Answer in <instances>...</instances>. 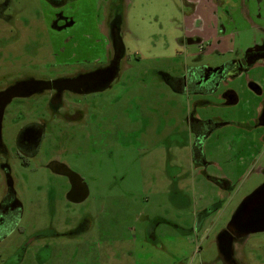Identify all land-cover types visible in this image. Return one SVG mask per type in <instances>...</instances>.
I'll list each match as a JSON object with an SVG mask.
<instances>
[{
    "label": "rangeland",
    "instance_id": "374dc122",
    "mask_svg": "<svg viewBox=\"0 0 264 264\" xmlns=\"http://www.w3.org/2000/svg\"><path fill=\"white\" fill-rule=\"evenodd\" d=\"M83 1L68 0L76 26L52 35L48 43L57 51L72 50L89 60L103 58L106 50L96 35L100 0H87L94 1L92 11L91 3L87 6ZM118 1L132 54V68L125 76L136 77L135 82L125 88L116 85L99 96L97 104L103 109L89 116L85 137L74 133V141L60 149L66 168L74 174L70 181L80 174L89 198L85 204L68 205L64 178L34 163L17 164L23 205L20 228L2 241L0 251L10 255L26 237L45 230L59 264H264V232L252 233L233 247L226 241L221 247L219 242L235 210L263 182L264 144L248 145L243 131L228 124L249 120L245 109L255 96L246 90L244 79L236 80L239 101L230 106L222 105L218 95L189 96L178 91V84L175 88L167 84L164 73L176 80L183 65L213 67L227 56L187 45L185 19L191 11L182 0ZM38 2L13 0L5 12L7 24H21L20 9L27 17L25 7ZM44 18L51 16L46 13ZM4 28L0 24V67L10 70L25 59L24 48H32L45 31L21 24L7 34ZM247 33L242 35L246 43L258 37ZM9 42L13 43L4 46ZM206 100L212 105L202 107ZM195 104L199 118H215V124H221L210 132L198 167L186 124ZM2 186L0 175V196ZM50 191L58 210L54 220L48 206ZM82 214L90 215L92 224L77 243L67 232ZM52 230L59 239L51 238Z\"/></svg>",
    "mask_w": 264,
    "mask_h": 264
},
{
    "label": "flooded vegetation",
    "instance_id": "af4514ba",
    "mask_svg": "<svg viewBox=\"0 0 264 264\" xmlns=\"http://www.w3.org/2000/svg\"><path fill=\"white\" fill-rule=\"evenodd\" d=\"M106 1L97 2L99 17L96 33L98 43L101 42L106 54L103 58L91 60L72 50L61 48L57 51L48 43L52 35L76 26V19L69 12L68 0H39V6L25 7L26 10L29 8L27 17L24 16V9L18 12L23 26L34 27L39 31L43 28L45 33L38 34L32 48H24L25 59L20 60L18 65L10 70L0 67V96L8 100L0 109V175L3 178L0 244L10 233L20 228L23 205L20 201V176L15 172L17 164L28 167L34 163L52 175L64 178L68 183L64 193L68 205H82L89 198L90 191L84 186L80 174L76 175L74 181L63 174L69 166L66 168L60 149L74 141V133H81L85 137L89 116L103 109L97 104L99 96L116 85L125 88L136 78L125 76L132 68V54L124 38L125 14L116 7L120 5L118 0ZM12 2L0 0V24L4 25V33L7 34L14 33L21 25L7 24L5 12L11 8ZM83 2L87 6L91 3V11L94 9V1ZM182 3L191 11L185 19L188 22L184 29L187 45L202 52L212 48L227 57L213 67L197 65L190 68L183 65L176 80L165 73L162 79L174 88L178 84V91L181 90L182 94L200 98L218 95L222 105L229 106L239 101L238 89L234 88L236 80L244 79L246 90L255 96L245 109V114L250 118L248 121H231L228 124L243 131L248 145L254 146L256 143L257 147L258 143L264 144V80L259 77H264V1L182 0ZM46 13L49 19L51 16L50 20L44 18ZM247 32L258 37L254 36L246 43L242 35ZM99 69L105 70L110 77V88L103 92L86 90L83 86L85 81ZM256 99L257 103H254ZM196 104L193 109H189L186 124L193 136V159L194 165L198 167L201 160L204 161L203 147L209 140L210 132L221 124H215V118H199ZM200 105L208 107L212 104L206 100ZM253 107L256 109L253 110ZM28 127L40 130L38 142L34 146L21 144L19 139L21 131ZM261 172L263 182L256 189L264 185V167ZM208 178L211 179L210 176ZM71 182L75 185L73 188ZM48 202L51 220H54L58 210L52 191ZM242 203L233 213L228 228L220 233L221 247L225 241L233 247L252 233L264 232V206L260 204L257 209L246 213ZM83 215L77 219L75 227L67 232V237L77 243L91 229L92 217ZM86 224L89 226L86 227ZM46 232L39 230L26 237L10 255L3 256L0 251V264H24L28 259L32 260V264H59V254L49 244L51 242H47ZM54 232L51 238L59 239L58 232Z\"/></svg>",
    "mask_w": 264,
    "mask_h": 264
},
{
    "label": "snow or ice",
    "instance_id": "6c2138e0",
    "mask_svg": "<svg viewBox=\"0 0 264 264\" xmlns=\"http://www.w3.org/2000/svg\"><path fill=\"white\" fill-rule=\"evenodd\" d=\"M26 86L27 85H21V87ZM83 86L88 91L103 92L104 89L110 88V77L105 70L99 69L93 76L85 81ZM7 102L8 100L5 96H0V109H2V106ZM39 136L40 130L28 127L21 131L19 139L21 144L27 143L30 146H34L38 142Z\"/></svg>",
    "mask_w": 264,
    "mask_h": 264
},
{
    "label": "water",
    "instance_id": "95a60500",
    "mask_svg": "<svg viewBox=\"0 0 264 264\" xmlns=\"http://www.w3.org/2000/svg\"><path fill=\"white\" fill-rule=\"evenodd\" d=\"M71 172L67 169L63 174L72 177L74 174H70ZM264 185H262L260 188L256 189L253 193H251L248 197H246L243 200L242 205H244L246 208V213L251 212L252 210L257 209V207L262 204L264 206ZM262 206V207H263Z\"/></svg>",
    "mask_w": 264,
    "mask_h": 264
},
{
    "label": "trees",
    "instance_id": "16d2710c",
    "mask_svg": "<svg viewBox=\"0 0 264 264\" xmlns=\"http://www.w3.org/2000/svg\"><path fill=\"white\" fill-rule=\"evenodd\" d=\"M220 238H221V236L219 237V242H220Z\"/></svg>",
    "mask_w": 264,
    "mask_h": 264
}]
</instances>
